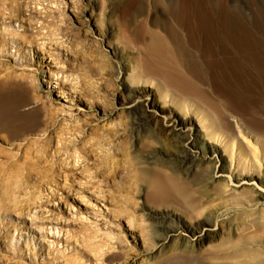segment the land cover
<instances>
[{
	"label": "rangeland",
	"instance_id": "obj_1",
	"mask_svg": "<svg viewBox=\"0 0 264 264\" xmlns=\"http://www.w3.org/2000/svg\"><path fill=\"white\" fill-rule=\"evenodd\" d=\"M255 150L264 0H0V264H264Z\"/></svg>",
	"mask_w": 264,
	"mask_h": 264
},
{
	"label": "bare ground",
	"instance_id": "obj_2",
	"mask_svg": "<svg viewBox=\"0 0 264 264\" xmlns=\"http://www.w3.org/2000/svg\"><path fill=\"white\" fill-rule=\"evenodd\" d=\"M146 71L148 72H151V73H156L157 70L152 67L151 65H146L145 68H144ZM241 120V119H240ZM203 125V124H201ZM205 127V126H204ZM206 128V127H205ZM208 129V128H207ZM214 130V129H213ZM213 130H211V132L209 133L211 136H213ZM216 133H214L215 135ZM257 134V133H256ZM217 135V134H216ZM240 135H242V131H240ZM259 135V134H258ZM219 138V137H218ZM248 139V138H247ZM219 141V140H218ZM221 143H224L223 140L219 141ZM247 142V141H246ZM236 147V146H235ZM257 149V148H256ZM236 150L233 149L231 151V154L232 156H236L237 152H235ZM254 153V157H253V160H249L247 157H242L240 161H238V163H236V167L235 169H232L231 170V174L229 176V178H222L223 180L227 181L229 185H231V183H241V181H244L243 184H242V187L243 189L245 187H247V190H251L252 193H256L258 192V188L255 186V185H259V187H262L264 189V173H263V177H260L258 179H255L252 177V174L251 172H253V169L254 171L257 169V170H262V159H260V156L259 154L257 153V150L253 151ZM229 154V153H228ZM212 162V161H211ZM237 162V161H235ZM212 164V163H211ZM214 165V162L213 164ZM234 165V164H233ZM264 165V164H263ZM223 167V166H222ZM222 167L221 168H218V166H213V169L215 171L218 170V172H221L222 171ZM226 167V166H225ZM233 168V167H232ZM217 173V172H216ZM176 176L173 177V176H170V175H167V177H165L166 175H161L157 178L159 179H155L156 182H155V187H154V191L152 192V197L156 200H162V199H165V198H168V197H172L174 196V194L179 190L181 189V187L187 185L186 184V180L184 181L182 178H179L178 177V172H175ZM258 174V173H257ZM260 174V173H259ZM262 174V173H261ZM215 176V175H214ZM171 178L172 179H175V181H171ZM252 183V184H251ZM251 184V186H250ZM227 185V186H229ZM245 191V194H246V188L244 189ZM251 191H249V193H251ZM248 193V194H249ZM244 194V193H243ZM258 194L264 198V193H261V192H258ZM256 195V194H254ZM253 195V196H254ZM258 195V196H259ZM259 196V197H260ZM257 200V199H256ZM263 200V199H262ZM158 213V212H157ZM162 215V214H161ZM170 238V237H169ZM169 240V239H168ZM191 240V239H190ZM190 242V241H189ZM188 242V243H189ZM190 244V243H189ZM202 244V238H198V240L196 242H193L191 243L190 245V248H192V250H196V247H198L199 245ZM202 246V245H201ZM200 248V246H199ZM198 249V248H197Z\"/></svg>",
	"mask_w": 264,
	"mask_h": 264
}]
</instances>
